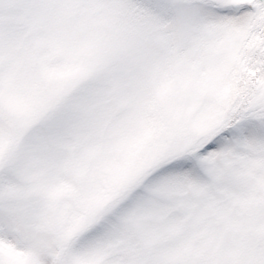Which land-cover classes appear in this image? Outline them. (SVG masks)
Masks as SVG:
<instances>
[{
	"label": "snow or ice",
	"instance_id": "1",
	"mask_svg": "<svg viewBox=\"0 0 264 264\" xmlns=\"http://www.w3.org/2000/svg\"><path fill=\"white\" fill-rule=\"evenodd\" d=\"M0 264H264V0H0Z\"/></svg>",
	"mask_w": 264,
	"mask_h": 264
}]
</instances>
